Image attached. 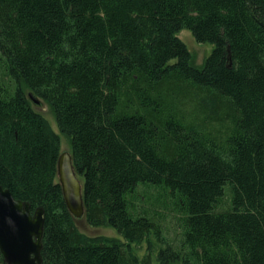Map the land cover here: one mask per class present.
Segmentation results:
<instances>
[{"label": "trees", "instance_id": "16d2710c", "mask_svg": "<svg viewBox=\"0 0 264 264\" xmlns=\"http://www.w3.org/2000/svg\"><path fill=\"white\" fill-rule=\"evenodd\" d=\"M183 30L214 47L203 65ZM1 78L0 184L44 209L43 264H152L133 253L151 239L158 264H264V0H0ZM29 94L87 224L123 240L79 231ZM140 188L182 215L177 245Z\"/></svg>", "mask_w": 264, "mask_h": 264}, {"label": "water", "instance_id": "95a60500", "mask_svg": "<svg viewBox=\"0 0 264 264\" xmlns=\"http://www.w3.org/2000/svg\"><path fill=\"white\" fill-rule=\"evenodd\" d=\"M28 98L33 106L42 105L33 94ZM57 175L68 211L76 222L84 219L83 183L70 153H61ZM45 215L43 208L32 214L29 203L16 200L0 184V253L5 264H43Z\"/></svg>", "mask_w": 264, "mask_h": 264}, {"label": "rangeland", "instance_id": "374dc122", "mask_svg": "<svg viewBox=\"0 0 264 264\" xmlns=\"http://www.w3.org/2000/svg\"><path fill=\"white\" fill-rule=\"evenodd\" d=\"M179 39L187 46L188 50L196 57L197 65H203L205 59L209 57L214 49L211 44H199L195 41L191 32L183 30L179 34ZM3 78L0 79V81ZM5 82V81H4ZM34 110L40 113L51 125L52 129L61 137V152L70 153V144L65 136H63L58 129L54 116L51 114L49 107L42 102L40 107L33 106ZM159 195V191L150 190L147 194L145 190L140 188L138 191V203L140 206H145L147 209L153 210L156 216H158V222L162 229V236L167 242L177 245L182 239V215L176 211L169 198H161L162 202H156V198ZM149 198L146 205V199ZM155 198V202L151 205V201ZM230 201V192L226 191V195L223 199L221 209H227ZM149 207V208H148ZM79 231L89 237H106L123 240L120 235L113 228H93L90 227L85 219L76 222ZM153 247H149L147 242H144L139 248L133 247L134 254L139 260H143L146 255H151L152 264H158L156 261L157 253L159 251V245L154 239H151ZM5 264V263H3Z\"/></svg>", "mask_w": 264, "mask_h": 264}]
</instances>
